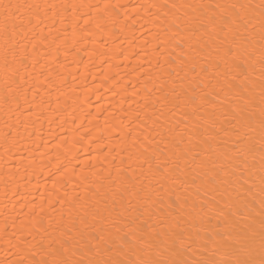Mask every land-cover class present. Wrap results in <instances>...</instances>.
Segmentation results:
<instances>
[{
  "label": "snow or ice",
  "instance_id": "snow-or-ice-1",
  "mask_svg": "<svg viewBox=\"0 0 264 264\" xmlns=\"http://www.w3.org/2000/svg\"><path fill=\"white\" fill-rule=\"evenodd\" d=\"M153 7L163 12L162 23L170 33L160 41L172 49L167 54L171 59L164 61L170 71L158 76L154 88L148 89L150 96L156 94L145 102L146 107L152 106L151 113L137 128L128 129L129 163L125 166L122 160L115 176L109 172L104 177L106 183L94 182L98 187L90 196L69 204L66 214L61 211L55 229L59 235L48 238L54 258L35 264H264V0L258 4H177L164 0ZM40 8L21 0H0L5 103L15 100L17 109L27 91L22 87L25 76L20 74L28 59L26 41L29 32L43 22L34 11ZM257 53L258 148L252 137L256 126L251 111L257 105L248 83L250 62ZM158 66L163 67L159 61ZM241 76L243 80L234 83ZM221 93L223 99L217 102ZM135 120H141L139 112ZM256 152L262 194L259 229L255 218L241 227L234 217L242 214L224 210L236 206L232 192L242 179L240 186L247 184L244 174L254 166L248 158L254 162ZM197 180L196 199L189 204L192 196L188 186L196 185ZM166 183L180 185L184 194L176 193L175 200L168 196L165 206L164 196L171 190ZM247 191L251 192V187ZM201 192L211 195V200H204L198 208L196 200ZM216 193L229 198L218 208L224 230L201 238L199 226L205 220L200 213L210 203L219 204ZM158 204L159 215L154 211ZM185 223L197 228L195 234L186 235ZM197 248H203L207 258L190 262L185 253Z\"/></svg>",
  "mask_w": 264,
  "mask_h": 264
},
{
  "label": "bare ground",
  "instance_id": "bare-ground-1",
  "mask_svg": "<svg viewBox=\"0 0 264 264\" xmlns=\"http://www.w3.org/2000/svg\"><path fill=\"white\" fill-rule=\"evenodd\" d=\"M21 2L39 4L41 8L34 11H38L43 22L29 32L26 41L28 59L20 74L25 76L22 87L27 91L19 100V109L15 100L10 105L5 103L7 77L4 40L0 37V264H35L54 258L50 255L54 249L47 246L48 238L59 235L55 229L61 211L66 214L69 204L90 196L98 187L94 182L106 183L104 177L109 172L115 176L122 160L125 166L129 163L128 129L137 128L151 113L152 106L146 107L145 102L154 99L156 94L150 96L148 89L154 88L153 81L158 76L170 71L164 61L166 57L171 59L167 54L172 52L170 46L160 43L170 33L166 31L167 24L162 23L163 12L153 7L163 4L164 0ZM169 2L258 4L260 0ZM158 61L163 67L158 66ZM250 65L248 83L252 85L250 94L257 105L251 109L256 126L252 137L258 148V53ZM242 80V76L238 77L234 83ZM219 99H223V93L217 102ZM137 112L140 121L135 120ZM220 120L228 126L223 116ZM221 138L226 139L223 134ZM254 155V162L252 157L248 158L249 165L254 163V166L244 174L247 184L241 187L242 179L232 192L231 199L236 206L224 210L241 213L234 217L241 227L255 218V227L259 229L260 156L259 152ZM199 183L197 180L196 185L188 186L192 196L189 204L196 199ZM165 187L171 189L164 196L165 206L168 196L175 200L176 193L184 194L180 185L173 187L166 183ZM248 187L251 192L247 191ZM214 195L219 204L210 203L200 213L205 220L199 226L201 238L224 230L218 208L224 207V201L229 198H221L219 193ZM204 200H211V195L201 192L196 200L198 208ZM159 207L158 204L154 209L157 215ZM183 228L186 235L197 231L188 223ZM203 253V248L189 250L185 258L190 262L204 260L208 254Z\"/></svg>",
  "mask_w": 264,
  "mask_h": 264
}]
</instances>
